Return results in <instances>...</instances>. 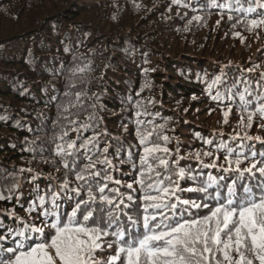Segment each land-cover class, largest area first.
<instances>
[{"label":"trees","instance_id":"trees-1","mask_svg":"<svg viewBox=\"0 0 264 264\" xmlns=\"http://www.w3.org/2000/svg\"><path fill=\"white\" fill-rule=\"evenodd\" d=\"M216 3L231 7H210L211 0H0V192L8 195L5 189L14 179L20 183L10 199L0 201V225L5 230L16 226L3 214L5 210L14 209L27 220L24 210L37 192L44 194L65 179L68 170L55 154L62 141L55 137L71 127V120L77 121L76 127L90 126L68 131L65 140L79 144L101 133L97 148L108 147L115 166L112 174L124 185L133 182L140 167L138 120L166 122L162 134L170 138L169 159L177 158L178 144L179 167L205 175L229 174L201 168L191 154L212 151L222 164L225 153L217 151L220 145L264 152V120L257 115L251 127L242 125L239 96L229 99L225 94V88L238 79L247 81L257 94L264 92L260 76L264 26L250 31L246 23L264 18V8L255 7V0ZM240 6H254L255 11L245 16L235 10ZM194 16L202 19L193 21ZM254 65L259 66L255 71H246ZM216 76L222 77L221 83L209 89ZM243 87L238 85L234 92ZM217 92L221 99H212ZM76 93L82 94L79 101ZM246 100L250 110L264 103L255 96ZM137 101L143 102L141 111L146 110L147 116H136ZM212 113L220 119L208 121ZM90 114L94 120H87ZM150 139L157 142L155 135ZM75 158L80 165L86 163L83 150ZM202 159L210 163L212 158ZM68 179L75 183L71 172ZM181 186L196 183L186 179ZM139 194V190L133 193ZM180 195L200 198L196 192ZM60 203L62 211L72 206L67 196ZM138 211L134 206L132 214ZM5 244L12 246L11 241ZM112 251L100 252L97 258L106 259Z\"/></svg>","mask_w":264,"mask_h":264},{"label":"snow or ice","instance_id":"snow-or-ice-1","mask_svg":"<svg viewBox=\"0 0 264 264\" xmlns=\"http://www.w3.org/2000/svg\"><path fill=\"white\" fill-rule=\"evenodd\" d=\"M210 7L230 8L231 5H217L216 0H211ZM255 7L264 8V0H255ZM255 7L240 6L235 10L247 16ZM201 19V16L192 17L193 21ZM246 23L251 31L264 26V18L249 19ZM257 67L254 65L246 71L251 73ZM260 76L264 79V72ZM221 81L222 77L216 76L209 89ZM240 84L244 85L243 90L234 92ZM261 87L258 82L257 89ZM225 93L229 99L239 96L244 113L242 125L251 127L257 115L264 120V103L250 110V101L246 100V96L264 100V92L257 94L247 81L238 79L225 88ZM81 95L76 93L77 101ZM212 98L220 100L221 93ZM135 107L137 117L148 115L146 110L141 111L142 101H137ZM94 119V114L87 117L89 121ZM69 125L55 137L62 141L56 144L55 154L68 170L65 179L58 186H49L44 194L37 192L24 210L27 220L17 216L14 209L4 211L16 226L5 230L0 225V253H3L0 264H264V152L246 153L220 145L217 151L225 153L222 164L212 151L191 154L201 168H215L229 174L205 175L179 167L182 157L178 144L177 158L169 159L173 155L167 146L170 138L162 134L166 122L154 124L151 120H138L140 167L133 182L124 185L112 174L115 166L107 155L108 147L103 151L97 148L102 134L94 133L78 144L65 140L68 131L80 132L90 125L80 123L76 127V120L69 121ZM154 135L157 142L150 139ZM80 150L86 158L83 165L75 158ZM202 157L212 158L211 162L205 163ZM68 172L73 174L74 184L68 179ZM186 179L194 181L196 186L183 188L181 181ZM19 186V181L14 179L5 189L8 195L0 192V201L10 199ZM124 187L129 191H122ZM138 190L140 194L135 197L133 193ZM185 191L199 193L200 198L184 199L180 193ZM62 196L72 202L68 211L61 210ZM134 206L139 209L135 215L132 214ZM201 209L207 212L202 214ZM32 213H36L35 218ZM6 241H11L12 246L5 244ZM105 250L113 251L106 259H98V253Z\"/></svg>","mask_w":264,"mask_h":264},{"label":"rangeland","instance_id":"rangeland-1","mask_svg":"<svg viewBox=\"0 0 264 264\" xmlns=\"http://www.w3.org/2000/svg\"><path fill=\"white\" fill-rule=\"evenodd\" d=\"M257 35H261V34H257ZM263 36V35H262ZM264 38V37H263ZM240 47V46H239ZM212 60V59H210ZM213 61V60H212ZM223 66V65H222ZM213 115H211L209 118H207L208 121H216L217 118L220 119V116L216 113H212ZM206 117V116H204Z\"/></svg>","mask_w":264,"mask_h":264},{"label":"bare ground","instance_id":"bare-ground-1","mask_svg":"<svg viewBox=\"0 0 264 264\" xmlns=\"http://www.w3.org/2000/svg\"><path fill=\"white\" fill-rule=\"evenodd\" d=\"M71 68H73V67H71ZM226 94V93H225ZM213 99V98H212ZM228 99V98H227ZM213 101V100H212ZM226 101V100H225ZM214 102V101H213Z\"/></svg>","mask_w":264,"mask_h":264}]
</instances>
